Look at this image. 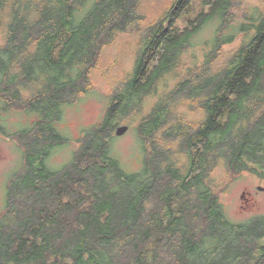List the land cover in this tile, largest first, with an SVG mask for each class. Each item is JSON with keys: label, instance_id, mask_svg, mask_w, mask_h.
Masks as SVG:
<instances>
[{"label": "trees", "instance_id": "obj_1", "mask_svg": "<svg viewBox=\"0 0 264 264\" xmlns=\"http://www.w3.org/2000/svg\"><path fill=\"white\" fill-rule=\"evenodd\" d=\"M161 1L0 0V116L37 114L1 130L22 165L6 182L0 264H264V214L230 221L213 176L264 180V0ZM133 25L131 71L49 171L63 107L96 87L104 46ZM123 123L141 143L136 170L113 147Z\"/></svg>", "mask_w": 264, "mask_h": 264}, {"label": "rangeland", "instance_id": "obj_2", "mask_svg": "<svg viewBox=\"0 0 264 264\" xmlns=\"http://www.w3.org/2000/svg\"><path fill=\"white\" fill-rule=\"evenodd\" d=\"M164 1L155 4L158 9H164L166 5L162 4ZM247 1L249 4H259L261 0ZM136 33V25H133L122 32L113 43L104 46L97 70L93 75L96 87L83 95L79 101L63 107L62 118L56 123V127L67 142L55 147L46 159V167L49 171L63 167L70 160L81 132L102 118L109 102L108 95L123 82L132 69ZM208 34L209 32L204 33V35ZM241 39L242 35L238 36L233 43L225 45L224 50L235 48ZM202 50L203 44L198 41L190 52L201 55ZM155 99L156 97L147 99L149 107ZM149 107L147 105L144 110ZM36 115L34 112L11 110L0 116V212L5 206L6 182L22 165V152L18 141L12 135L6 136L1 130L13 134L29 127ZM135 124L136 121L133 125ZM113 147L127 169L136 170L140 167L141 143L132 125H129L125 133L116 136ZM213 176L220 181L222 187L220 201L230 221L243 222L252 216L264 214V180L248 171L232 175L223 167L217 168Z\"/></svg>", "mask_w": 264, "mask_h": 264}, {"label": "water", "instance_id": "obj_3", "mask_svg": "<svg viewBox=\"0 0 264 264\" xmlns=\"http://www.w3.org/2000/svg\"><path fill=\"white\" fill-rule=\"evenodd\" d=\"M128 128H129V126L127 124H120V125L115 127L114 134L116 136H120L123 133H125L128 130ZM259 188H261V187H259Z\"/></svg>", "mask_w": 264, "mask_h": 264}, {"label": "flooded vegetation", "instance_id": "obj_4", "mask_svg": "<svg viewBox=\"0 0 264 264\" xmlns=\"http://www.w3.org/2000/svg\"><path fill=\"white\" fill-rule=\"evenodd\" d=\"M246 200H248L247 198H245Z\"/></svg>", "mask_w": 264, "mask_h": 264}]
</instances>
